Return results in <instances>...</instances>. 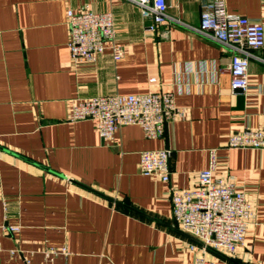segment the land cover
<instances>
[{
  "label": "crops",
  "instance_id": "1",
  "mask_svg": "<svg viewBox=\"0 0 264 264\" xmlns=\"http://www.w3.org/2000/svg\"><path fill=\"white\" fill-rule=\"evenodd\" d=\"M166 1L183 24L151 33L130 0H0V264H191L202 243L176 223L171 192L198 183L212 148L214 175H235L254 218L234 257L205 254L264 264V150L226 147L230 133L264 127V47L249 63V92L233 94L231 51L187 26L199 25L208 0ZM225 2L264 23V0ZM69 8L113 11L124 54L107 48L95 63L73 62ZM151 88L174 91L186 109L160 137L126 124L109 141L94 120L69 118L75 99ZM164 147L169 181L140 170L141 151ZM48 247L67 252L47 258Z\"/></svg>",
  "mask_w": 264,
  "mask_h": 264
},
{
  "label": "built area",
  "instance_id": "2",
  "mask_svg": "<svg viewBox=\"0 0 264 264\" xmlns=\"http://www.w3.org/2000/svg\"><path fill=\"white\" fill-rule=\"evenodd\" d=\"M136 3L142 17L147 20L145 29L157 33L165 23L183 22L168 14L166 0H130ZM70 34L68 46L73 62L95 63L107 48L114 58L124 54L116 42L117 25L111 10L89 8L67 10ZM190 29L218 42L231 51L228 71L233 94H247L250 88L248 67L252 58L262 59L256 52L264 47V23L229 11L225 0H208L204 3L199 25ZM156 80V77H152ZM70 119L94 120L98 132L105 140H112L120 126L139 124L148 138L160 137L169 121L183 118L186 109L179 107L172 90L151 88L144 93H111L72 102ZM227 148H253L264 150V127H245L229 134ZM168 147L146 149L140 153V170L146 175L169 181L171 176ZM217 148L210 150L209 165L199 171L198 183L190 188H176L171 192L172 214L178 226L198 238L202 245L191 264H217L207 256L208 247L234 257L245 240L247 228L254 218L251 202L239 188L235 175L227 168L218 176ZM19 231V225H10ZM197 247L192 245V248ZM65 247H48L47 258L66 253Z\"/></svg>",
  "mask_w": 264,
  "mask_h": 264
},
{
  "label": "water",
  "instance_id": "3",
  "mask_svg": "<svg viewBox=\"0 0 264 264\" xmlns=\"http://www.w3.org/2000/svg\"><path fill=\"white\" fill-rule=\"evenodd\" d=\"M71 181L76 182V183H78L79 185H81V186H83V187H85V188H87V189H90V190H92V191H94V192H96V193H98V194H100V195H103V196H105L106 198L110 199L111 201H113V202H115V203H117V204H123V203L120 202L119 200H117V199H115V198H113V197H110V196H108V195H105V194L101 193L100 191L94 190V189H92L91 187H89V186H87V185H83V184H81V183H79V182H77V181H75V180H73V179H71ZM125 205H126V204H125ZM126 206H128V205H126ZM128 207H129V206H128ZM191 237H193L194 239L198 240V241L201 243V241H200L198 238L194 237L193 235H191ZM208 248L211 249V250H213V251L216 252V253H219V254L224 255V256L227 257V255H225L224 253H222L221 251H218L217 249H215V248H213V247H208Z\"/></svg>",
  "mask_w": 264,
  "mask_h": 264
}]
</instances>
